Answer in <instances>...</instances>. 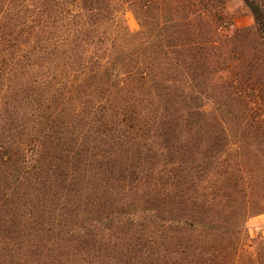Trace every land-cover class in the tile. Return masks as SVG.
Masks as SVG:
<instances>
[{"label": "trees", "instance_id": "1", "mask_svg": "<svg viewBox=\"0 0 264 264\" xmlns=\"http://www.w3.org/2000/svg\"><path fill=\"white\" fill-rule=\"evenodd\" d=\"M242 1L235 28L227 0H0V264H264Z\"/></svg>", "mask_w": 264, "mask_h": 264}, {"label": "rangeland", "instance_id": "2", "mask_svg": "<svg viewBox=\"0 0 264 264\" xmlns=\"http://www.w3.org/2000/svg\"><path fill=\"white\" fill-rule=\"evenodd\" d=\"M227 9L233 14V26L235 28L247 27L253 24V17L248 7L242 0H227ZM123 18L129 31L135 32L139 26L133 14L126 10L123 12ZM247 241L245 248L253 250V240L258 236L264 237V213L252 216L246 221Z\"/></svg>", "mask_w": 264, "mask_h": 264}]
</instances>
